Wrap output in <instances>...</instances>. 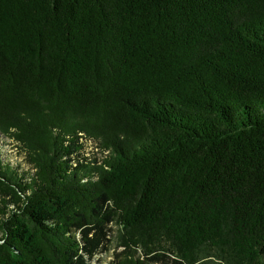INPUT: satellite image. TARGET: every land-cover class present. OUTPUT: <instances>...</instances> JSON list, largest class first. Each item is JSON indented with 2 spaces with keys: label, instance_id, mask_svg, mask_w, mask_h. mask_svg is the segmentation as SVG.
<instances>
[{
  "label": "trees",
  "instance_id": "obj_1",
  "mask_svg": "<svg viewBox=\"0 0 264 264\" xmlns=\"http://www.w3.org/2000/svg\"><path fill=\"white\" fill-rule=\"evenodd\" d=\"M0 264H264V0H0Z\"/></svg>",
  "mask_w": 264,
  "mask_h": 264
},
{
  "label": "rangeland",
  "instance_id": "obj_2",
  "mask_svg": "<svg viewBox=\"0 0 264 264\" xmlns=\"http://www.w3.org/2000/svg\"><path fill=\"white\" fill-rule=\"evenodd\" d=\"M1 147L5 149V147H4L3 144L1 145ZM8 151H10V149H9ZM5 152H7V151H4V153H5ZM10 153H11V152H10ZM101 258H102V256H99V257H98V260L101 261V260H100Z\"/></svg>",
  "mask_w": 264,
  "mask_h": 264
}]
</instances>
